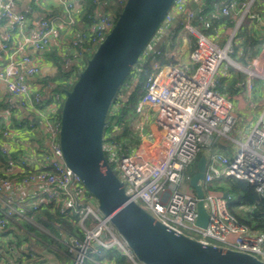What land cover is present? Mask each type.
I'll use <instances>...</instances> for the list:
<instances>
[{"label": "built area", "instance_id": "built-area-1", "mask_svg": "<svg viewBox=\"0 0 264 264\" xmlns=\"http://www.w3.org/2000/svg\"><path fill=\"white\" fill-rule=\"evenodd\" d=\"M58 1L67 11L66 29L59 40L58 51L72 71L66 81L67 86H71L86 60L114 26L117 15L106 8L124 4L125 0H92L95 8L86 27L74 25L71 12L75 0ZM15 2L0 0V23L5 24V30L0 32V87L18 100L19 108L40 116L48 146L42 151V163L37 167H30L26 160L21 161L23 171L19 177L8 176L7 173L12 172L11 165L2 169L0 194L7 189L38 185L42 189L35 200L21 204V210H37L54 202L59 213H79L82 237L71 235L62 241L71 257L69 264H83L89 253L98 254L100 250L110 248L118 249L131 264H141L109 217L100 213L96 199L90 193L86 194L87 189L79 176L64 163L57 115L63 93L53 91L43 98L41 90L32 84L31 79L37 77L41 69L37 58L26 51V46L44 52L59 38V31L49 16L42 17L35 27H27L24 14L12 8ZM235 6L233 2L222 4V14L232 15ZM200 12V3L194 18L189 0H173L140 56L141 62L145 59L149 67L156 70L147 77L145 91L136 109L140 116L146 109H152L155 127L152 140L129 152L106 135L103 136V152L122 181L125 194L175 233L203 244L248 253L264 261V232L252 230L240 222L229 209L230 195L212 189L215 183L234 178L248 182L264 198V109L243 140L235 141L238 146L233 155L210 150L215 141L228 137L238 119L229 98L219 93L215 84L223 62L227 66L236 65L230 57L232 41L236 39L245 13L224 27L226 38L222 43H216L206 33L210 22L202 18ZM175 22L195 37V46L189 56L192 68L178 62L161 64L158 61L164 55L159 45L171 39ZM242 70L247 86L250 87L251 78L264 81V48L251 59L250 67ZM15 107L8 104V110ZM135 120L131 125L139 127ZM139 135L142 137L141 132ZM8 136V129H4L0 148L7 156ZM201 149L206 151L205 171L198 181L203 191V206L209 215L205 227L196 224L198 197L190 185ZM11 212L3 214L1 227ZM94 242H97L96 246H92Z\"/></svg>", "mask_w": 264, "mask_h": 264}, {"label": "water", "instance_id": "water-1", "mask_svg": "<svg viewBox=\"0 0 264 264\" xmlns=\"http://www.w3.org/2000/svg\"><path fill=\"white\" fill-rule=\"evenodd\" d=\"M172 1L125 0L110 32L86 60L71 87L62 91L58 140L64 163L79 176L96 199L100 213L109 217L139 263L264 264L251 254L203 244L162 224L125 194L122 181L103 152V131L112 99L138 63ZM192 8L196 18V2ZM205 165L206 157L201 155L190 179L198 197L196 224L201 227L209 221L198 183Z\"/></svg>", "mask_w": 264, "mask_h": 264}, {"label": "crops", "instance_id": "crops-1", "mask_svg": "<svg viewBox=\"0 0 264 264\" xmlns=\"http://www.w3.org/2000/svg\"><path fill=\"white\" fill-rule=\"evenodd\" d=\"M198 1L189 0V6L192 10V2H196L198 6ZM235 5L231 15L233 21L235 18L242 16L243 12L245 13L240 29L237 32L235 45L237 46L244 39L260 40L261 46L256 54L258 55L264 48V0H243L238 1ZM103 7L102 5L101 8ZM12 8L24 14L27 19V27H35L42 17L49 16L59 31V38L56 41L54 40L44 52L40 53L30 45L26 46V51L37 58L41 69L40 74L31 79L32 84L41 90L43 98H47L55 91L56 84L51 78L55 77L59 71L65 72L70 70V67L64 61L58 65L59 62H54L53 57V52L59 55L58 43L65 33L67 11L58 0H16ZM81 10L80 0H75L74 10L71 12L74 18V25H84ZM4 25L3 22L0 23V32L5 30ZM225 26L222 24L216 27L213 33L210 32L211 34L209 36L216 43H222L225 40ZM171 29V39L159 45L164 52V57H166L165 62H178L192 68L189 56L195 46V37L185 31L178 22H175ZM244 30H246V35L242 34ZM231 58L236 63H239L237 55ZM250 63L251 59L246 65L239 64L244 68H249ZM238 72L242 73L243 77L240 81H234L231 88H229L230 83H232V80H234ZM218 77L225 79L224 83L226 88L222 94L229 98L232 110L238 115V119L240 118V126L236 127L234 125V128L231 130V132L234 131L237 133L238 137L230 135L229 133L228 137L215 141L210 146V150L233 155L238 146L235 141L243 140L247 131L257 121L264 109V81L258 78H251L249 87L245 83L246 74L243 70L239 69L237 71L233 70L232 67H222V65ZM9 103L14 104L16 107L8 110ZM17 104L18 100L5 93L4 89L0 87V118L5 125L4 129H8L9 131V136L6 140L8 150H21L20 152L18 151L21 159L12 162V172L7 173L9 177L13 176L14 178L22 174V160H26L30 167L40 165L42 163V151L46 150L48 146V136L40 116L31 110L19 108ZM152 114V109L148 108L141 116L136 114V117L133 119H136L135 121L138 122L137 125L139 127L130 125L133 139L138 140L137 147L142 143H147L152 140L155 132V127L152 124ZM140 132L142 133V137L139 135ZM2 169H5V167H1L0 172ZM41 189V186L29 185L17 189H7L4 193L0 194V219L4 213L12 211L8 218H6L5 225L3 227L0 226V264H69L71 261L68 250L67 254L69 259L65 262L63 261V257L61 258L59 256L60 253L62 256L65 255V252H62L55 244L48 243L45 239L40 238L38 233L60 242L64 246L65 244L62 242L64 239L71 235H77L69 234L61 224L49 222L51 228L54 230L51 231L44 223L43 216H41V220H37L30 215L32 210L23 211L20 208L21 204L25 205L34 201ZM70 221L80 229L79 233L82 236L83 231L79 226V220ZM38 225L43 226L46 231H43ZM95 264L120 263L116 260L104 259L96 261Z\"/></svg>", "mask_w": 264, "mask_h": 264}, {"label": "trees", "instance_id": "trees-1", "mask_svg": "<svg viewBox=\"0 0 264 264\" xmlns=\"http://www.w3.org/2000/svg\"><path fill=\"white\" fill-rule=\"evenodd\" d=\"M192 1V0H190ZM238 1L243 0H199L201 7V16L202 18L208 20L210 22V27L207 29L206 33L211 34L216 27L224 24L229 25L233 22V18L230 15H224L221 12V5L224 3H237ZM81 3V17L84 22L82 27H86L90 23L91 15L95 8L92 0H80ZM123 4L121 5H109L107 9H110L116 15L121 10ZM246 30L242 31V34H245ZM211 32V33H210ZM246 35V34H245ZM261 46L260 40L254 39H244L240 41V43L236 46L235 43L233 45L232 56H238V62L241 65H246L247 62L254 58V56L258 53ZM240 51V52H239ZM53 52V51H52ZM54 62H59L62 64L64 61V57L60 56L53 52ZM238 53V54H237ZM52 54V53H51ZM230 55V57H231ZM159 63H164L166 61V57L161 55L158 58ZM137 63L138 65H134L125 78L123 79L119 89L117 90L115 96L112 99L111 105L106 115V125L104 127L103 136L110 135V138H120L124 137V145L134 140L131 135L130 125L132 120L136 117L137 114V104L143 95L145 89L144 85L148 76H152L156 70H153L149 67L146 62H141V57ZM145 63V64H144ZM71 70L61 72L59 71L57 75L51 80L56 84L55 92H61L62 89H69L71 86H67L66 81L69 78ZM230 83V87L232 86L234 81H240L243 77V74L238 72ZM239 77V78H238ZM225 79L218 77V80L215 84V89L222 93L224 91ZM121 94H125L123 98L120 96ZM50 103V100L47 101L46 105ZM62 105V103H61ZM57 110V115L60 117V110ZM45 106V105H43ZM5 128V125L0 118V141L2 132ZM114 135V138L113 136ZM34 140V139H33ZM116 140V139H115ZM21 150H12L9 151V156L4 155L0 152V168L8 167L12 162H16L21 159L19 152ZM205 149H201L197 154L196 160L205 154ZM19 155V156H18ZM19 158V159H18ZM214 191L225 193L230 195L229 201V209L231 212L239 219L240 222L246 224L252 230H259L264 232V198L260 196L254 189V187L245 181L236 180L234 178H227L222 182H217L212 186ZM76 211L79 210V207H75ZM37 220H41V216L44 217V223L51 231H54L51 228L50 223H58L61 224L62 227L69 233L82 237L80 229L72 223L70 220L79 219L78 212H66L59 213L58 205L54 202L50 203L48 206H41L37 210H32L30 212ZM50 222V223H49ZM76 231V232H75ZM78 232V233H77ZM77 233V234H76ZM39 237L45 239L46 242L55 244L62 252H65V255L59 254L63 261H67L69 259L67 254V248L62 245L60 242L54 241L48 237H45L42 234H39ZM104 259L116 260L120 264H131L130 261L122 255L118 249L110 248V249H102L97 253H89V258L84 260L83 264H95L96 261H101Z\"/></svg>", "mask_w": 264, "mask_h": 264}, {"label": "rangeland", "instance_id": "rangeland-1", "mask_svg": "<svg viewBox=\"0 0 264 264\" xmlns=\"http://www.w3.org/2000/svg\"><path fill=\"white\" fill-rule=\"evenodd\" d=\"M150 42H151V39H150ZM234 43H235V40H233L232 41V47H233V45H234ZM142 54V53H141ZM141 56V55H140ZM231 57H232V55H231ZM154 58H155V56H154ZM144 62H145V59H144ZM139 63V62H138ZM147 63V62H146ZM145 64V63H144ZM135 65H138V64H135ZM225 63L223 62L222 63V67H225V66H227V65H225ZM228 67H232V69L233 70H239V69H241L242 70V68H244V67H242L239 63H236V65L235 66H228ZM224 88H226L225 86H224ZM125 94H121L120 96L123 98V96H124ZM240 119V118H239ZM239 119H237V121H236V123H235V125H236V127H238V126H240L239 125ZM245 128V127H244ZM230 135H233V136H235V137H238V134L237 133H235L234 131L233 132H230ZM113 136V138H114V135H112ZM2 137V136H1ZM116 139V141H118L120 144H122L124 147H125V149L127 150V151H131V150H134V149H136L137 148V145H138V140H131V142L130 143H127L126 145H124L123 143H124V137H120V138H115ZM0 152L3 154V152H2V150H1V148H0ZM113 165V164H112ZM222 182V181H221ZM86 194H89V192L87 191L86 192ZM38 227H40L43 231H46L45 230V228L43 227V226H41V225H38ZM186 231V230H185ZM187 232V231H186Z\"/></svg>", "mask_w": 264, "mask_h": 264}]
</instances>
